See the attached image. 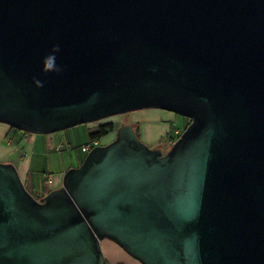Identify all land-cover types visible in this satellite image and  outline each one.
Returning a JSON list of instances; mask_svg holds the SVG:
<instances>
[{
    "label": "water",
    "instance_id": "obj_1",
    "mask_svg": "<svg viewBox=\"0 0 264 264\" xmlns=\"http://www.w3.org/2000/svg\"><path fill=\"white\" fill-rule=\"evenodd\" d=\"M142 109L190 122L166 152L120 125L39 198L0 162V264H104L103 239L140 264H264V0H0L1 124Z\"/></svg>",
    "mask_w": 264,
    "mask_h": 264
},
{
    "label": "crops",
    "instance_id": "obj_2",
    "mask_svg": "<svg viewBox=\"0 0 264 264\" xmlns=\"http://www.w3.org/2000/svg\"><path fill=\"white\" fill-rule=\"evenodd\" d=\"M140 111L149 112L151 115L158 114L159 116L160 122L147 119L136 120L141 141L147 145H153L152 148H157L154 145L158 144L161 138H168L167 130L172 128L173 123H176L177 119L173 113L160 109H142L133 112L138 113ZM186 122L187 120L183 121L182 125H185ZM174 127L178 128L180 132L183 130L178 124L174 125ZM86 128L89 129L88 127ZM91 128V131H93L94 128ZM49 136L31 137L25 134L24 131L0 123V162H11L10 156L12 152L16 150L19 144H23L20 148V156L12 163L17 167L19 176L26 189L36 198L44 196L52 189L59 188L62 185V178L65 173L63 169L56 172V174L52 172L45 173V175L50 177L48 180L45 175L42 176L41 174L43 169H47L44 165L47 166L49 163V159L45 154L50 145L49 140L55 137L53 134ZM86 141L81 144L86 143ZM58 144L63 147L62 143L56 142V145ZM100 247L105 260L104 264H140L111 240H101Z\"/></svg>",
    "mask_w": 264,
    "mask_h": 264
},
{
    "label": "rangeland",
    "instance_id": "obj_3",
    "mask_svg": "<svg viewBox=\"0 0 264 264\" xmlns=\"http://www.w3.org/2000/svg\"><path fill=\"white\" fill-rule=\"evenodd\" d=\"M173 115L177 119L176 123H173V124L174 125L178 124L179 126H181V128H183L184 125H182V122L188 120V118L183 117V116L178 115V114H174V113H173ZM139 119H145V120L147 119V120H151L154 122H157V121L160 122L158 114L151 115V114H149V112L140 111L138 113L137 112H129V113L121 114V115L111 116V117L102 119L98 122H94V123L76 124L74 126H71V127L65 128V129H61V130H58V131H55L52 133H28V132H25V134H27L31 137H38V136L43 137V135L50 137L49 135H52V134L55 135V137H53L52 139L49 140L50 145H49V147L45 153L47 158L49 159V163L47 166L44 165V167H46L47 169H43L41 171V174L43 176V175H45V173H48V172H52V173L56 174V172L61 171L62 169L66 171L67 169L70 168V165H72V167H76L81 163V161L83 160V158L85 157V155L87 153H82L80 151L79 147H80L82 142L87 140L88 135L92 130L91 127H93L95 129L99 125H102L105 123H112L113 124V134L108 135L104 139V141L106 143H109L111 140L114 139L115 130L120 125H122L124 123H129L132 126L133 125L137 126L138 123L136 120H139ZM86 127H88L89 129H87ZM170 129H172V128H168L167 134H168V131H170ZM89 130H90V132H89ZM89 140L90 139L88 138V140L86 142H88ZM56 142H60L63 144V147L60 150L56 149V147H55ZM171 144L172 143H170L168 141V139L161 138L159 143L154 145V146H156L157 148H160L162 150V152H166L169 149V147L171 146ZM22 145L23 144H19L17 146L16 150H14L12 152V155L10 156V159L12 160L11 163L13 161H15L18 156H20V148L22 147ZM148 146L150 148H152L153 145H148Z\"/></svg>",
    "mask_w": 264,
    "mask_h": 264
},
{
    "label": "clouds",
    "instance_id": "obj_4",
    "mask_svg": "<svg viewBox=\"0 0 264 264\" xmlns=\"http://www.w3.org/2000/svg\"><path fill=\"white\" fill-rule=\"evenodd\" d=\"M60 51L59 45L53 46L50 53L42 60V73H59L62 69L57 65L56 54ZM33 84L36 88L44 86L43 81L34 79Z\"/></svg>",
    "mask_w": 264,
    "mask_h": 264
},
{
    "label": "built area",
    "instance_id": "obj_5",
    "mask_svg": "<svg viewBox=\"0 0 264 264\" xmlns=\"http://www.w3.org/2000/svg\"><path fill=\"white\" fill-rule=\"evenodd\" d=\"M113 134V131L110 133ZM108 134V135H110ZM181 134V132L179 131L178 128L174 127V125L172 126V129L170 131H168V138H176L177 136H179ZM108 135L104 136V137H95V138H91L88 142L81 144L79 149L82 153H88V151L96 146H100V145H104L106 144V142L104 141L105 137H107ZM178 138V137H177ZM176 138V139H177ZM62 147L61 144L56 145V149L59 150ZM45 178L48 180L50 179L49 175H45Z\"/></svg>",
    "mask_w": 264,
    "mask_h": 264
},
{
    "label": "trees",
    "instance_id": "obj_6",
    "mask_svg": "<svg viewBox=\"0 0 264 264\" xmlns=\"http://www.w3.org/2000/svg\"><path fill=\"white\" fill-rule=\"evenodd\" d=\"M189 122H190V119H188L187 122L185 123L183 130L186 128V126L189 124ZM133 127H134V130L136 132V135L140 138L137 126L133 125ZM112 131H113V124L112 123H105V124L99 125L93 131H91L89 133L88 137H89V139L95 138V137H104V136L110 134ZM176 138L172 137V138H167V139L170 143H173L176 140Z\"/></svg>",
    "mask_w": 264,
    "mask_h": 264
},
{
    "label": "flooded vegetation",
    "instance_id": "obj_7",
    "mask_svg": "<svg viewBox=\"0 0 264 264\" xmlns=\"http://www.w3.org/2000/svg\"><path fill=\"white\" fill-rule=\"evenodd\" d=\"M115 132H116V130H115Z\"/></svg>",
    "mask_w": 264,
    "mask_h": 264
}]
</instances>
